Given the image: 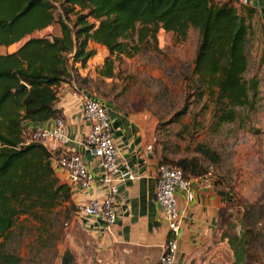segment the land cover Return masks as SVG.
<instances>
[{
  "label": "trees",
  "instance_id": "1",
  "mask_svg": "<svg viewBox=\"0 0 264 264\" xmlns=\"http://www.w3.org/2000/svg\"><path fill=\"white\" fill-rule=\"evenodd\" d=\"M0 2V45L9 46L51 24L59 29L58 35L28 36L12 51L0 54V264L19 262L4 246L19 216L34 221L37 236L48 242L53 211L61 207L68 211V218L73 211L70 187L56 177L52 154L39 143H25L22 130L24 123L38 124L60 115L55 103L61 84L74 81L85 91H93L88 87L93 78L79 73L95 53L90 43L103 50L94 78H111L113 63L133 56L148 40L156 42L159 30L183 40L193 28L197 32L193 85L200 96L206 93L211 99L213 125L233 122L236 107L246 106L255 96L257 80L243 75L247 68L245 19L254 9L237 0ZM95 94L98 98L105 95ZM198 146L203 159L217 161L209 149ZM153 150L158 163L180 169L186 178L207 173L203 159H170L157 153L155 146ZM237 214L219 229L216 239L224 241L232 264H245L248 224L241 212Z\"/></svg>",
  "mask_w": 264,
  "mask_h": 264
},
{
  "label": "rangeland",
  "instance_id": "2",
  "mask_svg": "<svg viewBox=\"0 0 264 264\" xmlns=\"http://www.w3.org/2000/svg\"><path fill=\"white\" fill-rule=\"evenodd\" d=\"M251 16L245 17L247 68L243 75L245 79L257 80L256 93L246 106L236 107L233 122L218 127L213 125L211 99L206 93L200 96L193 85L191 68L197 44L193 28L188 29L183 40H175L171 32L159 30L156 42L148 40L137 47L133 56L115 61L111 78H94L103 52L101 47L90 43L88 47L95 53L83 71H92L94 81L88 87L105 94L104 98H98L95 92H86L89 96L106 107L148 121L149 136L157 153L170 159H203L198 152L200 144L215 155V163L205 159L202 163L207 169L204 177L226 194V205L219 214L220 228L232 214L241 212L248 224L245 264H264V34L253 28ZM58 34V26L51 24L9 46L0 45V54L12 51L28 36ZM67 214L60 207L50 215L52 235L48 242L37 236L34 221L19 216L4 241L5 249L19 258L18 264H58L65 251L73 255L74 264H86L92 255L77 243H84V238L64 225ZM238 230L237 225L235 231ZM217 235L218 232L216 238ZM212 256L218 264H232L224 241L215 245Z\"/></svg>",
  "mask_w": 264,
  "mask_h": 264
},
{
  "label": "crops",
  "instance_id": "3",
  "mask_svg": "<svg viewBox=\"0 0 264 264\" xmlns=\"http://www.w3.org/2000/svg\"><path fill=\"white\" fill-rule=\"evenodd\" d=\"M246 1L245 5L254 9L249 19L251 25L264 34V0ZM83 70L79 69L81 75L87 72ZM72 86L87 92L74 81L58 87L55 106L60 110L64 131L70 139L60 150L79 153L95 177L99 173L97 158L80 143L87 129L80 118L79 98L71 94ZM107 109L111 136L118 149L119 168L123 177L128 168L134 179L118 182L116 220L108 229L103 231L99 221L86 216L72 218L70 215L67 225L84 238V243H77L92 255L86 264H155L167 231L159 220L154 199L158 159L149 136V123L142 116L114 107L108 106ZM51 124L52 119H48L35 125L49 127ZM146 145H150V149L147 150ZM51 166L58 180L69 185V205L72 207L87 198L104 196L106 186L97 179L83 190L71 182L63 170L55 167L52 160ZM193 189L194 200L186 206L181 198L177 200L183 217L182 238L178 241L175 262L218 264L213 261L212 253L219 243L216 234L222 224L219 214L226 205V194L204 176L193 180Z\"/></svg>",
  "mask_w": 264,
  "mask_h": 264
},
{
  "label": "built area",
  "instance_id": "4",
  "mask_svg": "<svg viewBox=\"0 0 264 264\" xmlns=\"http://www.w3.org/2000/svg\"><path fill=\"white\" fill-rule=\"evenodd\" d=\"M237 2L244 5L247 3L246 0ZM71 94L79 98L80 118L87 129L80 143L97 158L99 173L95 177L79 153L60 150L61 146L70 142L60 115L52 118L49 127L24 124L22 137L25 143L35 142L45 147L52 154L54 166L63 170L68 179L79 188H89L94 179L106 186L104 196L87 198L76 204L71 213L72 218L86 216L99 221L100 228L104 231L116 220L118 182L134 179V174L126 168L123 177L119 168L118 149L111 136L107 107L75 86H72ZM145 148L150 149V145ZM194 179L184 177L180 169L168 163H157L155 167L154 199L158 206L159 220L167 231L155 264H176L175 256L178 241L182 238L183 217L177 200L181 198L185 206L194 200ZM64 225H67V221Z\"/></svg>",
  "mask_w": 264,
  "mask_h": 264
},
{
  "label": "water",
  "instance_id": "5",
  "mask_svg": "<svg viewBox=\"0 0 264 264\" xmlns=\"http://www.w3.org/2000/svg\"><path fill=\"white\" fill-rule=\"evenodd\" d=\"M20 86L23 87L24 84L20 83ZM58 264H74L73 255L69 251H65Z\"/></svg>",
  "mask_w": 264,
  "mask_h": 264
}]
</instances>
